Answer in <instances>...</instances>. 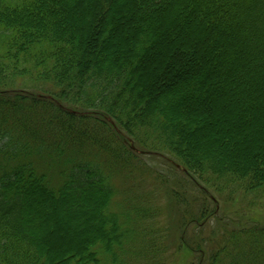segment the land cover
<instances>
[{"label": "trees", "instance_id": "1", "mask_svg": "<svg viewBox=\"0 0 264 264\" xmlns=\"http://www.w3.org/2000/svg\"><path fill=\"white\" fill-rule=\"evenodd\" d=\"M0 264H264V0H0Z\"/></svg>", "mask_w": 264, "mask_h": 264}, {"label": "rangeland", "instance_id": "2", "mask_svg": "<svg viewBox=\"0 0 264 264\" xmlns=\"http://www.w3.org/2000/svg\"><path fill=\"white\" fill-rule=\"evenodd\" d=\"M96 132L99 131V133L103 136L104 138V142L107 144H109L111 141H109L108 137L97 127H95ZM109 158L113 159V156L108 155ZM168 161L165 160V158L163 157H149V156H144L143 158H141V160L146 164V166H144V170L150 171L149 174H146L144 176V178L146 179V184L142 185V186H136L133 190L131 191H135L141 193V191H145V192H149L151 197H154L157 200V204L160 206H165L166 201H167V195H166V191L169 188H173V189H179L178 185H177V181L180 177L179 173L176 174H171L169 173V168L170 165L168 164L170 163H174L176 164L172 159H170L169 157ZM166 158V159H167ZM136 163H140L138 160H133ZM135 164V163H134ZM179 165V164H176ZM180 166V165H179ZM179 169H182L181 166L179 167ZM132 171V170H130ZM136 171V170H135ZM163 175V179L160 178L158 175ZM149 176V177H148ZM144 181V179H143ZM143 181L140 182V185L143 183ZM145 183V182H144ZM213 197V196H212ZM217 198V197H216ZM213 199L215 200V197H213ZM245 210L239 211L240 213H242ZM166 220V218H165ZM167 222V220H166Z\"/></svg>", "mask_w": 264, "mask_h": 264}]
</instances>
